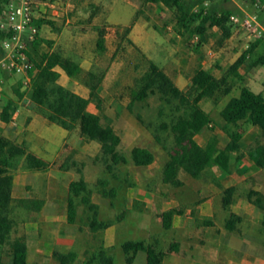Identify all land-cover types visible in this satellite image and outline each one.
<instances>
[{"label": "rangeland", "instance_id": "374dc122", "mask_svg": "<svg viewBox=\"0 0 264 264\" xmlns=\"http://www.w3.org/2000/svg\"><path fill=\"white\" fill-rule=\"evenodd\" d=\"M215 3L220 8L234 10L233 14L240 17L248 14L257 15L264 27L263 5L252 4L248 0H216ZM151 6L143 3L141 18L146 24L145 29L149 28L148 33L155 35L154 39L158 42V47L154 46L156 50L154 55L147 52V56H150L171 77L177 79L181 74L183 79L176 84L182 89L189 87L191 77L200 66L212 68L220 76L222 73L220 68H227L257 39L243 27L233 24L234 37L231 40H221L220 30L213 29L209 42L201 45L194 36L181 35L176 31L173 11L164 6L161 8L153 4ZM47 15L51 17L50 14ZM40 18L44 17L41 15ZM62 18L54 20L58 22L56 26L59 28L63 26L62 23L65 25ZM103 21L105 20L102 18L97 19L105 32V51L97 46L99 29L91 23L86 20L74 22L71 19L67 24L57 48L65 56L80 61L83 72L76 78H69L64 73L65 79L60 78L59 81L83 94V90L89 88L87 83L89 71H95L97 74L105 73L101 91L103 110L99 111L94 102L91 103L90 110L100 113L104 124L112 123L122 138L119 151L127 157L128 162L115 166L111 172L108 171L101 159L100 144L84 138L76 127L70 131L63 151L52 161L48 170L35 171L21 166L14 173V200L10 213L14 220L12 239L21 237L27 242L28 264H61L55 252L65 255L75 252V260L68 264H106L101 261V254H104V258L111 259L112 264H125L127 255L123 251L122 244L128 240L148 239L141 232L140 227H137L138 232L136 231V224L140 225L141 219L151 218L153 197L159 193H172L177 188L163 181V169L169 160L173 135L169 130H163L162 126L170 123L173 117L178 115L175 105L167 103L159 93H155L145 101L136 102L130 108L131 90L136 78L148 69L149 57L133 42L131 44L129 39L123 37L119 42V36L114 33L116 26ZM261 37H264V33ZM142 45L146 47L145 44ZM48 50L49 45L43 43L38 49L37 57ZM210 51L212 55L209 54ZM241 71L246 81L239 82L232 93L219 104L215 105L213 99H205L201 102L202 107L211 110L212 114L206 129L196 137L201 145H206L212 135H217L220 140L219 147L224 148L229 140V132L236 130L237 127H224L220 110L230 96L239 94L242 85L248 84L256 91L261 89L264 83V67L249 70L243 67ZM19 82L22 83L20 89ZM29 89L24 88L23 79L19 75L10 74L9 80H4L0 84V94L16 96L17 91L24 92L28 99L24 105L28 109L32 107L27 93ZM6 133L18 141L29 136L31 146L38 150L45 139L51 151L55 152L61 149L60 142L69 132L57 124L48 123L45 126L41 121L36 124L35 131L28 133L27 136L10 128L6 129ZM254 136L255 132L250 131L244 138L242 145L246 151ZM136 146L153 151L156 156L154 163L149 166L135 165L131 151ZM36 149L34 151L38 152ZM48 159H51V156ZM62 164L69 165V169H62ZM237 169L238 163L232 161L231 171ZM222 172L224 171L221 168L214 166L201 178L195 179L181 169L179 176L188 188L205 187L211 183L224 188L229 183L227 180L220 182L218 179V174H223ZM81 175L88 183L91 200L98 206L97 220L100 223H109L107 228L97 231L93 229L91 225L93 213L80 199L76 200L75 223L68 222L67 201L70 184L79 180ZM100 180H105L107 186L104 187ZM104 189L107 191L113 189L115 194H105ZM22 198L43 201L44 204L39 211L27 209L17 202ZM165 234L169 239V233ZM8 248V245L4 247V263L10 261Z\"/></svg>", "mask_w": 264, "mask_h": 264}, {"label": "trees", "instance_id": "16d2710c", "mask_svg": "<svg viewBox=\"0 0 264 264\" xmlns=\"http://www.w3.org/2000/svg\"><path fill=\"white\" fill-rule=\"evenodd\" d=\"M11 0H0V15L3 14ZM46 1V0H43ZM252 4L264 6V0H248ZM151 4H163L167 9L174 12L176 31L181 34H189L190 37L199 35L200 44L207 42L213 28L220 30L225 38H230L233 32V23L230 20L234 10L220 8L216 0H145ZM261 20L263 18L261 17ZM41 26L42 21H36ZM128 28L126 29V32ZM104 30L99 31L97 46L105 51ZM10 31L0 28V59L4 56L3 41L9 38ZM46 41L52 47V41L43 40L40 37L30 44L29 56L32 68L29 71L31 88L28 90L29 99L34 110L43 115L49 122L72 131L79 128L80 134L91 141H96L101 146V159L108 171H113L119 164H126L127 157L119 151L122 142L120 134L111 122L104 124L100 113L90 110L92 102L99 111L103 110V98L101 96L102 84L105 73L97 74L95 71L88 72L89 97H84L72 89L59 83L60 73L55 69L60 67L70 78H76L83 72L82 65L65 56L62 52L47 51L40 57L38 49L42 42ZM132 44V41L129 40ZM264 67V37L257 38L238 59L217 78L212 70L202 66L196 71L191 79L189 88L182 90L173 78L153 60L149 59L148 69L135 80L131 90L130 108L136 102L145 101L150 95L159 93L167 102L175 105L178 115L174 116L170 123L163 124V130H169L173 135V145L169 149V160L163 169V181L175 187L184 185L179 176L183 169L191 177L199 179L210 168L217 166L224 172L229 173L232 166V154L241 152L243 128L241 122L258 126L264 136V93L255 92L249 86L243 85L238 96L229 99L220 114L228 127H237L229 132V140L220 148L219 136L212 135L206 145H201L196 137L210 121V113L204 109L201 102L205 99H213L217 105L226 96L230 95L236 85L243 80L244 74L240 70L255 67ZM10 77L9 73L0 71V78ZM22 83L19 82L20 89ZM19 97L24 92L17 91ZM13 102H10L2 111L1 118L4 122L11 121ZM141 119V116L138 115ZM132 161L137 166H149L154 163L156 156L153 151L146 147L136 146L131 151ZM241 155H238V158ZM250 157L261 167L264 166V145L259 144L250 151ZM51 163L40 158L30 151L25 142L0 135V264H28V245L25 239L17 237L12 239L14 220L10 213L13 203V191L15 185L14 173L24 166L26 169L46 171ZM69 165L62 164L61 168L69 169ZM103 186H107L105 180H100ZM105 194H115V190ZM85 204L93 213L91 225L94 230L107 228L109 223H100L97 220L98 206L90 197L88 183L81 175L79 180L72 181L67 201V217L70 224L77 219V202ZM20 206L39 211L44 202L39 200L19 199ZM231 202L230 190L226 191L224 204ZM180 210L171 209L163 212L162 223L165 229L172 225L175 214ZM121 219V217H119ZM231 221L228 226L231 228ZM8 245L9 263L3 262L4 247ZM178 245L172 243L167 252H160L156 246L145 240H128L122 244L124 253L127 255L126 263H132L138 251L147 254V264H162L165 255L177 250ZM100 259L106 264H112V260ZM55 256L61 264H68L75 260L76 253L62 254L55 252Z\"/></svg>", "mask_w": 264, "mask_h": 264}, {"label": "crops", "instance_id": "0c3cea01", "mask_svg": "<svg viewBox=\"0 0 264 264\" xmlns=\"http://www.w3.org/2000/svg\"><path fill=\"white\" fill-rule=\"evenodd\" d=\"M143 3L152 7L151 3H147L145 0H37L35 15L38 20L42 21L39 37L53 42L52 47H49L48 50L52 52L58 50L57 47L61 40V35L65 33L66 26L71 22V19L74 22L86 20L100 31L103 28L99 25L97 19L102 18L105 20L103 22H109L116 26L114 33L119 36V42L125 37L131 40L146 56L147 52L154 55V51H156L154 46L158 47V42L155 41L154 34L148 33L147 30L149 28L145 29L146 24L141 18ZM153 5L158 8L164 6L163 4ZM47 14H50L51 17ZM41 15L44 18H40ZM60 17H63L62 20L63 22L65 21V25L62 23L63 26L59 28L56 26L58 22L54 20H59ZM127 28L128 31L126 32ZM213 29L209 31L210 37L208 41L201 43V45L209 42ZM233 37L234 32H232L230 38H225L221 33L220 39L231 40ZM43 43H46V41H43ZM142 44H145L146 47H143ZM244 51L227 68H220L222 72L220 76L215 73L214 69L206 66L202 67L212 70L214 75L219 78ZM209 54L212 55V51ZM147 57L151 59L150 56ZM78 62L80 63V61ZM55 69L60 73V78L65 79V72L60 67ZM240 72L244 74L241 70ZM182 79L183 76L181 74L178 75L177 79L173 78L175 83ZM245 79L244 75L242 81H246ZM4 80H9V77L3 78L0 84ZM60 84L66 86L65 83ZM244 85L249 86L257 93H264V83L258 91L248 84ZM188 88L181 89L186 91ZM73 91L80 94L76 90ZM89 94L90 89L88 88L83 90V94L80 95L89 97ZM239 94L232 95L230 98ZM26 100H28L27 95L24 93L21 98L18 93L16 96H9L5 93L0 94V135L13 138L6 133V129L10 128L16 132L25 133L27 136L28 133L35 131L37 123L42 121L45 126L48 123L51 124L43 115L37 113L33 106L29 109L26 108L24 105ZM10 102H13L11 121L6 123L2 120L1 114ZM207 111L212 118L211 110ZM220 118L223 121V126L228 127L221 114ZM239 127L244 130L242 143H244V138L249 135L250 131H254L255 136L249 142L247 151L242 145L241 152L232 155V161L238 163V169L229 173L222 172L223 174H218L217 177L220 182L227 180L229 183L226 187L222 188L211 183L205 187L188 188L185 185L186 183H184L183 186L175 188L172 193H159L154 196L153 202H151L153 204L151 207V218L149 220H138L140 225L136 224V231L138 232L137 227H140L141 232L148 239L137 240H145L155 245L160 252H167L172 243L178 245L177 250L170 251L165 255L162 264H264V166H259L250 157L252 149L259 144L264 145V136L258 126L241 122ZM205 129L206 127L202 131ZM68 132L67 136L60 142L61 149L55 152L51 151L50 145L45 139H43L42 146L38 145L39 150L31 146V141L28 139L29 136L28 140L23 139L24 137L19 141L15 140L20 143L25 142L30 151L52 163L63 151L67 143L66 138L70 134V131ZM34 149L38 150V152L34 151ZM238 155H241V157L238 158ZM49 156H51V159H48ZM227 190H230L231 193L229 205L224 204ZM171 209L180 210L181 213L175 214L171 227L165 229L161 215ZM229 221L232 222L231 228L228 226ZM164 231L169 233V239H167ZM130 264H147V254L144 251H138Z\"/></svg>", "mask_w": 264, "mask_h": 264}, {"label": "built area", "instance_id": "2783aa9c", "mask_svg": "<svg viewBox=\"0 0 264 264\" xmlns=\"http://www.w3.org/2000/svg\"><path fill=\"white\" fill-rule=\"evenodd\" d=\"M37 0H11L3 14L0 15V28L10 31L9 38L3 41L4 56L0 59V71L19 75L23 79L24 88H31L29 71L32 62L29 56L30 44L39 37L40 28L37 25L35 5ZM234 25H239L249 32L251 36L260 38L264 27L257 15L240 17L233 14L230 17ZM171 29V28H170ZM196 41L199 35L194 36ZM3 78H0V82Z\"/></svg>", "mask_w": 264, "mask_h": 264}]
</instances>
